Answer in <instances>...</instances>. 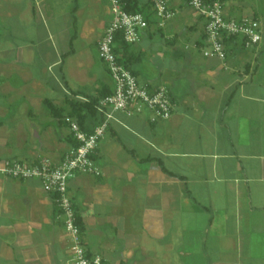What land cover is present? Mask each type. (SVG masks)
<instances>
[{"label":"crops","instance_id":"0c3cea01","mask_svg":"<svg viewBox=\"0 0 264 264\" xmlns=\"http://www.w3.org/2000/svg\"><path fill=\"white\" fill-rule=\"evenodd\" d=\"M221 2L226 19L260 22L261 44L232 40L224 60L206 58V21L174 0L177 16L163 28L152 17L135 45L166 41L128 53L141 84L167 88L172 117L115 113L94 156L101 175L69 183L82 245L103 264H264V19ZM112 19L109 0H0V164L56 163L70 150L69 126L45 101L68 114L114 93L99 56ZM144 57L153 74L134 68ZM44 109L55 121L38 125ZM34 131L43 151L29 149ZM71 247L41 183L0 175V264H74Z\"/></svg>","mask_w":264,"mask_h":264},{"label":"built area","instance_id":"2783aa9c","mask_svg":"<svg viewBox=\"0 0 264 264\" xmlns=\"http://www.w3.org/2000/svg\"><path fill=\"white\" fill-rule=\"evenodd\" d=\"M134 1V0H130ZM148 5L159 28L177 16L174 0H141ZM193 12L206 21L205 38L208 47L203 49L206 58H226V44L240 39L243 47L255 48L263 41L260 22L254 18L226 19L221 0H187ZM113 19L99 43V56L106 65L114 82V93L102 98L97 111L103 121L93 131H83L79 124L66 118L73 145L59 162L42 159L34 164L17 160H7L0 164V175L16 180H37L42 189L53 197L60 209L64 227L72 242V262L74 264H103L102 258L90 256L81 241V230L76 222L75 211L68 194L69 183L79 175L100 176L94 156L115 113L133 117L148 111L150 122L155 124L168 121L173 115L174 106L169 91L165 87L151 88L141 84L135 74L119 62L115 53L117 36L125 43L135 45L141 34L150 26L145 14L129 13L123 0H109ZM151 17V18H152Z\"/></svg>","mask_w":264,"mask_h":264},{"label":"trees","instance_id":"16d2710c","mask_svg":"<svg viewBox=\"0 0 264 264\" xmlns=\"http://www.w3.org/2000/svg\"><path fill=\"white\" fill-rule=\"evenodd\" d=\"M206 1H215V0H206ZM124 4H126L125 10L129 13H142L145 14L147 17V20L152 23V14L149 12L148 5L144 3L141 0H123ZM133 45L125 43V41L122 39L120 35L117 36L116 41V48L115 53L117 56H119V62L123 64L127 69L132 71V63L130 59L128 58V53L130 52V49ZM127 56V57H126ZM134 73V72H133ZM100 100L98 99H92L89 102L84 101H76L71 104L72 110L68 114H65L63 111L58 109L51 101H45V106L49 110L50 114L58 119L60 123L66 124L65 119L67 117L73 119L76 121L80 128L83 131L89 132L86 128V122L90 119H94L96 121H99L98 125L102 123L103 116L97 111V105ZM68 125V124H66ZM93 131V130H91ZM70 140L72 141L73 145H75L73 138L71 137ZM76 216V222L79 226L81 233H83V225L82 220L80 216L75 212Z\"/></svg>","mask_w":264,"mask_h":264},{"label":"rangeland","instance_id":"374dc122","mask_svg":"<svg viewBox=\"0 0 264 264\" xmlns=\"http://www.w3.org/2000/svg\"><path fill=\"white\" fill-rule=\"evenodd\" d=\"M225 2L227 3V6L234 8L233 13L236 16H238V12L240 11V9H247L248 12H250V10L252 9L254 12L258 13L259 16L264 19V0H225ZM251 14V13H250ZM249 14V15H250ZM167 26V25H166ZM181 39L178 43L177 48L179 49V51L183 50L184 45L186 43V39L188 37V34L184 31L181 32ZM166 39L161 38L160 36H155L152 39L149 38H145L143 43L138 44V45H134V49H141L143 45H147L149 43H154L156 45L165 42ZM150 53V52H148ZM148 57H144L142 62L140 64H137L134 66L135 69H138L142 72L143 75H145V73L147 74H153L152 71V65L149 64L147 61ZM98 70L103 71V66L100 62H98ZM109 80V79H108ZM46 109H44L43 114H38L34 120H36L37 123H39L38 125H43L45 123H52L55 120L53 118H51L47 112L45 111ZM65 128H62V131L65 132ZM39 133H41V131H39ZM37 131H34L33 135H31V140L28 143L29 149H33L35 151H43L47 146H46V142L44 140H38L37 138Z\"/></svg>","mask_w":264,"mask_h":264}]
</instances>
